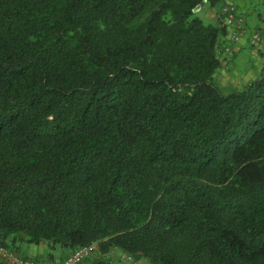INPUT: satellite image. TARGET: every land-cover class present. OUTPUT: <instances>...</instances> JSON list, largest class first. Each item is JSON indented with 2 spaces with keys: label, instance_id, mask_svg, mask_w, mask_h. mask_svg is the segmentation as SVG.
I'll return each mask as SVG.
<instances>
[{
  "label": "trees",
  "instance_id": "obj_1",
  "mask_svg": "<svg viewBox=\"0 0 264 264\" xmlns=\"http://www.w3.org/2000/svg\"><path fill=\"white\" fill-rule=\"evenodd\" d=\"M202 1L0 0V245L264 264V67L221 91Z\"/></svg>",
  "mask_w": 264,
  "mask_h": 264
},
{
  "label": "crops",
  "instance_id": "obj_2",
  "mask_svg": "<svg viewBox=\"0 0 264 264\" xmlns=\"http://www.w3.org/2000/svg\"><path fill=\"white\" fill-rule=\"evenodd\" d=\"M234 4L238 12L244 16L247 32L234 45L231 57L224 51L219 55L220 67L215 71L214 78L222 92L228 93L240 89L260 77L264 67V40L257 47L249 44V36L253 31L264 34V0H221L216 5L202 1L196 13L209 24H218V14L221 7ZM16 252L29 259H42L57 262L65 258L70 252L60 246L50 248L48 244H31L26 242L14 243ZM93 250L79 264H147L146 259L137 261L128 259V255L118 248H110L106 253H101L96 244ZM0 264H7L0 261Z\"/></svg>",
  "mask_w": 264,
  "mask_h": 264
},
{
  "label": "built area",
  "instance_id": "obj_3",
  "mask_svg": "<svg viewBox=\"0 0 264 264\" xmlns=\"http://www.w3.org/2000/svg\"><path fill=\"white\" fill-rule=\"evenodd\" d=\"M218 24L226 30L223 43L220 45V51H224L227 57H231L234 45L247 32L245 18L238 12L234 4L226 3L219 11ZM263 40V33L258 31L250 33L249 44L251 46H259ZM220 51L217 49V53ZM93 248V244L80 247L62 260L52 262L42 259L24 258L16 251L0 245V261L7 264H79L92 252ZM128 259L133 260L130 256H128ZM133 263L135 264V262Z\"/></svg>",
  "mask_w": 264,
  "mask_h": 264
},
{
  "label": "rangeland",
  "instance_id": "obj_4",
  "mask_svg": "<svg viewBox=\"0 0 264 264\" xmlns=\"http://www.w3.org/2000/svg\"><path fill=\"white\" fill-rule=\"evenodd\" d=\"M196 16L200 17L201 14H200V13H196ZM221 43H223V40H220V41L218 42L217 49H219V51H220V45H221ZM219 55H221V51L218 52V56H219Z\"/></svg>",
  "mask_w": 264,
  "mask_h": 264
}]
</instances>
